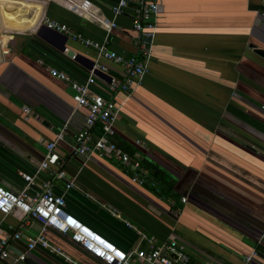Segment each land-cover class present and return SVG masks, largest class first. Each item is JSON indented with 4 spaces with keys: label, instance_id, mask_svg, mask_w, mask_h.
Instances as JSON below:
<instances>
[{
    "label": "crops",
    "instance_id": "obj_1",
    "mask_svg": "<svg viewBox=\"0 0 264 264\" xmlns=\"http://www.w3.org/2000/svg\"><path fill=\"white\" fill-rule=\"evenodd\" d=\"M19 1L38 8L26 14L36 15L29 26L8 25L0 13V38L7 40V53L0 44V186L17 192L24 185L20 173L29 174L31 196L49 180L53 193L64 192L65 212L121 251L133 248L139 233L155 244L171 235L184 245L188 264H260L264 59L251 45L264 49V0H158L148 70L127 97L107 91L110 79H122V65L100 59L107 70L95 71L89 90L120 105L110 140L137 168L72 152L84 110L73 107L67 81L49 69L83 83L96 51L40 30L44 19L54 20L100 43L115 0ZM135 35L127 7L106 48L137 54ZM60 129L56 163L34 175L44 145ZM134 174L144 182L131 181ZM68 179L73 186L65 190ZM39 229L36 220L0 214V239L9 250L1 264H23L14 262L20 253L42 264H104L51 227L43 236L60 253L38 243L27 250ZM13 231L18 239L10 238ZM252 249L257 254L244 262Z\"/></svg>",
    "mask_w": 264,
    "mask_h": 264
},
{
    "label": "built area",
    "instance_id": "obj_2",
    "mask_svg": "<svg viewBox=\"0 0 264 264\" xmlns=\"http://www.w3.org/2000/svg\"><path fill=\"white\" fill-rule=\"evenodd\" d=\"M131 8L133 29L135 37L132 42L137 48V54L121 55L106 48L107 34L115 27V18L121 15L125 8ZM158 0H115L110 7L111 19L108 21L106 35L100 43L93 42L81 37L79 34L71 33L68 28L57 21L44 19L42 24L50 30L61 33L70 39L79 40L82 44L90 46L96 51V60L88 70V75L83 83H78L67 77L63 72L49 69L51 76L59 80L67 81L71 90V98L74 108L84 110V122L82 127L75 133L72 152L85 159L92 154L106 156L118 160L123 166L130 164L137 168V163H130L129 156L121 148L110 140L114 133V123L120 110V105L113 99H105L101 95L91 93L89 85L94 82L95 71L106 72L107 67L100 59L111 60L122 65V79L115 82L110 79L107 84V91L110 93L121 91L127 97L131 91L140 83L141 78L148 70V60L151 57V46L156 33ZM7 40L0 38L1 52L7 53ZM63 51H67L64 47ZM26 112L27 109L25 108ZM98 127L99 132L93 133V128ZM62 129L55 134L52 141L44 145L45 154L37 163L34 175L46 169L49 165L55 164L57 154L54 152L55 141L61 139ZM24 181L23 187L13 192L0 186V214L4 217L8 214H16L28 217L40 223L38 234L34 238L27 239V250L32 249L36 243L44 248L60 253L59 249L50 246L45 240L43 232L46 227L68 235L69 239L79 244L87 253L102 261L104 264H130L132 259L138 264H188L189 256L184 245L173 236L155 244L150 238L139 233V240L136 245L128 251L119 250L114 244L101 237L90 228L82 224L76 218L63 210L64 192L55 194L51 189V182L44 180L41 189L33 195H26L28 186L32 183L33 176L20 173ZM62 177V173H56ZM131 181L143 183L144 178L134 174ZM73 186L72 179L65 181V190ZM184 202L185 197L180 198ZM20 233L13 231L11 239H18ZM143 245L141 246V242ZM257 244L264 246V229L258 236ZM9 253L6 238L0 239V264L7 258ZM257 254L252 249L245 257L248 262L253 255ZM24 254L20 253L14 258V262H20ZM203 264H208L204 262ZM260 264H264V253L261 254Z\"/></svg>",
    "mask_w": 264,
    "mask_h": 264
},
{
    "label": "bare ground",
    "instance_id": "obj_3",
    "mask_svg": "<svg viewBox=\"0 0 264 264\" xmlns=\"http://www.w3.org/2000/svg\"><path fill=\"white\" fill-rule=\"evenodd\" d=\"M37 5H26L19 0H4L1 2L0 10L5 21L12 26H29L35 22V13L31 18L26 19V14L31 9L36 10Z\"/></svg>",
    "mask_w": 264,
    "mask_h": 264
},
{
    "label": "water",
    "instance_id": "obj_4",
    "mask_svg": "<svg viewBox=\"0 0 264 264\" xmlns=\"http://www.w3.org/2000/svg\"><path fill=\"white\" fill-rule=\"evenodd\" d=\"M41 29L44 30L45 33H48L47 35H49V36H50V34L52 33V35H58V36H60V37L65 38V36H64L63 34H61V33H57V32H55V31H53V30H50V29H47L44 25H41L40 30H41ZM50 37H51V36H50ZM251 46H252V48H253V49H252L253 52H255L256 54H258L260 57H262V58L264 59V49L256 48V47H254V45H251ZM68 55H72V54H71L70 52H68ZM22 263H23V264H42V263H39V262L33 260L32 258H30V257H28V256H26V257L23 258Z\"/></svg>",
    "mask_w": 264,
    "mask_h": 264
},
{
    "label": "rangeland",
    "instance_id": "obj_5",
    "mask_svg": "<svg viewBox=\"0 0 264 264\" xmlns=\"http://www.w3.org/2000/svg\"><path fill=\"white\" fill-rule=\"evenodd\" d=\"M4 0H0V5H1V2H3ZM0 13H1V10H0ZM72 216V215H71ZM73 217V216H72ZM73 218H75V217H73Z\"/></svg>",
    "mask_w": 264,
    "mask_h": 264
}]
</instances>
